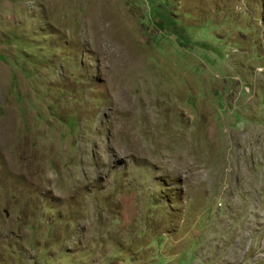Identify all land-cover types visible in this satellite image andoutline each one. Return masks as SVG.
Masks as SVG:
<instances>
[{
  "label": "rangeland",
  "instance_id": "374dc122",
  "mask_svg": "<svg viewBox=\"0 0 264 264\" xmlns=\"http://www.w3.org/2000/svg\"><path fill=\"white\" fill-rule=\"evenodd\" d=\"M0 264H264V0H0Z\"/></svg>",
  "mask_w": 264,
  "mask_h": 264
},
{
  "label": "bare ground",
  "instance_id": "6f19581e",
  "mask_svg": "<svg viewBox=\"0 0 264 264\" xmlns=\"http://www.w3.org/2000/svg\"><path fill=\"white\" fill-rule=\"evenodd\" d=\"M136 69V68H135ZM135 73V72H134ZM125 76V75H124ZM119 80V79H118ZM121 91H123V90H121ZM119 94V93H118ZM122 94V93H121Z\"/></svg>",
  "mask_w": 264,
  "mask_h": 264
}]
</instances>
